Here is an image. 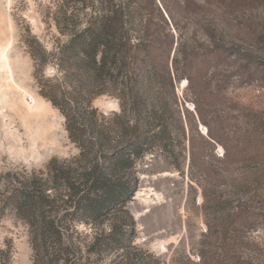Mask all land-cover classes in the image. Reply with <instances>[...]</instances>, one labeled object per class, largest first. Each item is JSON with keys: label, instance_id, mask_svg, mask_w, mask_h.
<instances>
[{"label": "trees", "instance_id": "16d2710c", "mask_svg": "<svg viewBox=\"0 0 264 264\" xmlns=\"http://www.w3.org/2000/svg\"><path fill=\"white\" fill-rule=\"evenodd\" d=\"M261 6L264 0H52L48 17L59 34L52 51L30 32L25 44L39 93L64 117L79 154L0 174V219L14 212L28 227L33 264H88L111 253H121L119 264H161L134 245L127 205L140 159L160 149L180 168L189 123L206 126V141L220 144L226 164L236 166L226 175L239 194L228 224L240 222L243 234L264 218L253 206L264 204V95L236 94L254 79L264 85L263 58L238 39L243 26L253 27L243 16ZM50 65L53 78L45 74ZM101 96L116 98L120 111L101 112L94 106ZM189 98L192 112L183 107ZM189 154L190 169L205 171L197 164L204 149L190 144ZM241 234L243 248L250 239ZM206 237L216 238L212 227ZM207 247L199 264H246ZM12 258L11 246L0 250V264Z\"/></svg>", "mask_w": 264, "mask_h": 264}, {"label": "rangeland", "instance_id": "374dc122", "mask_svg": "<svg viewBox=\"0 0 264 264\" xmlns=\"http://www.w3.org/2000/svg\"><path fill=\"white\" fill-rule=\"evenodd\" d=\"M51 6L52 0H0V174L21 167L29 171L44 169L53 158L64 160L79 154L68 138L64 117L39 93L35 64L25 44L30 32L52 51L59 34L48 17ZM243 17L249 18L253 27L243 26L238 39L244 48L254 49L264 60V35L260 37L264 6ZM45 74L53 78L57 71L50 65ZM263 86L254 79L251 87L244 83L236 94L255 98L264 95ZM185 87V79L177 84L181 99ZM37 105L42 118L34 119L37 115L33 107ZM94 106L108 115L120 111L119 101L110 96L95 99ZM183 107L194 111L192 99ZM206 135V126L189 123V133L179 143L180 168L160 149L137 162L139 185L127 205L136 223L134 245L161 264H199L206 246L216 256L230 258L236 254L243 256L246 264H264V218H255L253 229L243 230V234L239 232L240 222L228 224L237 212L239 194L226 175L236 174L237 170L224 161L222 146L208 143ZM190 144L197 151L204 149L197 164H204L205 171L190 169ZM253 206L264 213L262 202ZM210 227L216 234L212 240L206 237ZM239 234L250 239L243 248L237 240ZM8 246L13 250L12 264H33L28 227L14 212L0 219V250ZM120 254L92 255L88 264H119Z\"/></svg>", "mask_w": 264, "mask_h": 264}, {"label": "bare ground", "instance_id": "6f19581e", "mask_svg": "<svg viewBox=\"0 0 264 264\" xmlns=\"http://www.w3.org/2000/svg\"><path fill=\"white\" fill-rule=\"evenodd\" d=\"M33 104H34V103H33ZM30 106H31V105H30ZM33 108H34V111H35V113H36V115H37V116H34V117H35L34 119H36V118H42V117H41L42 115H41L40 112L38 111V109L40 108V106L37 105V106H34ZM42 114H43V113H42Z\"/></svg>", "mask_w": 264, "mask_h": 264}]
</instances>
